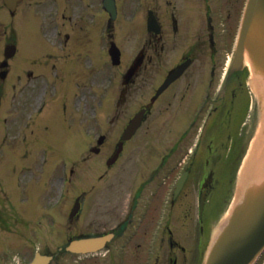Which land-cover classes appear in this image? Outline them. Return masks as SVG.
Segmentation results:
<instances>
[{
	"label": "rangeland",
	"instance_id": "obj_1",
	"mask_svg": "<svg viewBox=\"0 0 264 264\" xmlns=\"http://www.w3.org/2000/svg\"><path fill=\"white\" fill-rule=\"evenodd\" d=\"M43 1L45 0H36L37 6L35 7L32 6L34 8V12L38 13V14L34 13L33 22L42 23L43 25L41 28V33H39V29L36 27H33V28L30 27L31 28L30 31L24 30L23 28L19 30V34L21 35V37L24 35V33H26L27 36L24 35L25 37L24 41H22L21 43H19L18 38H17L18 41L16 40L17 46L20 47L21 45V48L18 47L19 49L17 51V54H19L18 53L19 51L21 54L19 56L17 55L18 57L16 60H19V59L21 60V56L23 57L29 56V57H34L36 61V60L42 59L48 53L47 45L44 42V40L47 42V40L50 38L49 35H51L52 33V28H50V22H53V19L51 17L47 18V15L45 14L46 9L42 10L41 4L43 3ZM239 2L240 0H235L233 13L231 15V20H230L231 22H233L237 7L239 6ZM134 4L135 2L132 3V6ZM26 5H27L26 3H23L22 7ZM129 7H130V4L128 0L121 1V9L123 8V11H122L123 14L120 18L119 25L117 27V36L123 37L124 40H126L125 37L138 38V41L140 42L141 32H139V30L136 29L134 26L137 20L135 19L133 21H130L129 11H131V8ZM24 9H26L25 14H23L21 11H19V14L22 13V15H25V21H26V19L32 17V14H31V10L28 9V6H26ZM158 9L160 10V4H159ZM166 10L168 9L163 7L162 11H166ZM3 12H5V10L4 8L1 7V4H0V60L3 59L4 57L3 56L4 50L2 51L4 44L10 41V39H7V38L10 36L13 37V35L8 33V30L5 32L3 25H5L6 29H10L14 27V25L15 27H17L15 19H12L10 16L4 15ZM142 16L143 15L140 11L136 17L139 22L142 21ZM20 25L21 23L19 24V26ZM118 43L122 44L124 49H126L128 46L127 40L122 41V42L118 41ZM105 46H106V39L103 36L102 41H101V49L105 48ZM49 47H51V45ZM129 49L131 51V47ZM126 64L127 62L126 63L123 62L122 64L120 63L119 65L112 67L111 70H113V72L112 71L111 72L113 73V75H116V74L121 75V73L125 70ZM94 67L96 68L97 66L95 65ZM25 70H26V67L21 69V72H24ZM21 72L15 70L14 64H12V67L10 66V71H9L10 77L8 78L9 83H6V84L4 83V85L7 86L8 88H7V93L5 94L4 101H3L4 103L3 108L7 110H6V113L3 115H10L11 108H13L14 103L18 101V99H15L14 101H12L13 94L15 93V95L17 96V93H19V90H21L20 89L21 85L27 83V86H29V84L31 83V78H26L27 73L22 74ZM105 73L109 74L107 71H105ZM82 74L84 73L82 72ZM106 75L105 77L104 76L101 77L100 82H98L97 84L96 83L88 84L86 85V88H84L86 90L84 89L80 90L77 94H75V97H76L74 99L75 102L73 100L70 101L69 103L70 109L74 110V112L77 114V117H79V120L75 122L76 124H73V125L71 124V126L68 129H66V130H69L71 128L68 132L67 131L63 132L62 130V126L60 124L61 121L59 120V114H60V107H59V111L57 115L59 123H54L52 125L51 131L48 135V139L50 141L54 140L55 138L56 139L62 138V139L56 140L55 143L53 142V152H52L53 182L54 181L56 182L60 175L61 163L66 160L69 164V162L73 159V157L76 156V153H78V151L77 152L75 151L73 139L78 138L80 132L82 131V128H84L83 129V137H84L83 143L85 144V146H87V149H88V146L90 144L95 143V139L98 133L100 132L105 133L107 136H109V138H111V136L116 133L117 128L125 121V118L134 110V108L138 106L139 103L144 101L142 99L141 100L134 99V101H132L133 107L127 109L124 106L120 110V111H123L124 109L125 111L122 113V117L118 121H115V120L110 121V118L113 112L112 108H113L114 95H116V90L120 87V81L117 84L109 86V89L103 90L104 85H105L104 83L107 82ZM27 81H29V84ZM90 88H94L96 94L93 92V90L91 91ZM9 90L11 91L9 92ZM242 90L243 91L241 93L245 99L248 98L247 91L248 93H253V91L249 89V86L247 85V83L245 84V87ZM138 95H140V93ZM23 96H26L24 108H29L30 107L29 101H33V99L29 98L30 96H28L27 94H24ZM56 98L58 99V96H56ZM232 99L233 97L229 96L227 100L225 101L223 100V102L220 104L221 110L219 109V111H221V113L225 115L223 118L226 122V130H228L229 128L228 123L230 124L231 119H233L235 116L234 114L236 111V105H238L236 99L234 100ZM22 101L24 102V99H22ZM108 102H110L109 106H107ZM254 103L255 101H253L252 108L246 111V114H245V117L247 119L246 121H251L250 119L255 118L256 114L254 111V108H255ZM229 107H233L232 111L229 110ZM226 109H228L229 111H227ZM17 112L14 113L16 122H18ZM1 113H3V109ZM5 119L6 120L3 121L2 123L0 122V146L2 143L1 141H3L5 142V145L3 147L7 151L8 149H13L14 147L18 148L19 151H21L23 147L22 144L24 145L25 140H27L26 133L22 129H20L19 131L16 130L18 133H14V127H15V125L13 124L14 122H12V124L9 122V116ZM256 122H257V119H256ZM4 124H5L6 130L3 129ZM63 124L68 125V122L63 121ZM148 128H153V125L150 124ZM196 128H197L196 132L195 133L193 132L190 138L181 141L183 145H186V147L185 146L180 147L181 151L183 152L182 153L183 155H184V151L186 152L185 148H187V146L192 145L195 137H197L198 135L197 132L201 128V121H199ZM4 130L6 131L7 134H9L7 135V138L5 137V139H4V133H5ZM202 130L204 131V127H202ZM225 132L221 135V137H219V140H217L218 137H216L215 140L212 141L211 145H209L208 143V145L210 146V148L208 149L205 148L208 142L207 137L205 138V141L203 140L199 144V146L202 149L204 148L206 150H209V149L214 150L212 154L211 152L206 153L207 159H208V165L206 167H203L202 170L204 172V168L205 169L213 168L216 171L215 182L213 183V187L211 188V190L209 191L207 195L209 198L207 197L208 199H207L206 205H207V211L213 210L216 208L217 213L215 214L214 218L213 217L209 218L204 239L200 241L198 248L197 247L195 248V250H197V253L194 252L195 253L194 264L200 263L202 252L206 246V242L211 233L212 227L213 229L217 227L220 221H222V219L224 218L226 209L233 196V192L235 189V183L237 181L236 178L235 180L232 181L229 175H228V178L227 176L222 178L223 169L221 168L222 164L220 162V159H221L220 156L224 154L225 152L224 146L226 143L229 142V139H228L229 137L228 138L226 137V134L228 131L226 133ZM210 133H212V127L210 128ZM253 133L251 135H253ZM174 136H171L166 142H168ZM250 137H249L248 144L251 140ZM140 142L142 141L138 139L135 140V143L140 144ZM202 143H203V146H202ZM7 144L8 146H6ZM27 145H29V143H27ZM71 151L74 152L73 156L70 155ZM9 152L10 151H8V154ZM103 152L107 153V151H103ZM165 152L166 151L164 150L162 153H165ZM1 153L2 151H0V154ZM162 153L160 154L159 158H155V157L152 158V160H154L153 163L154 164L157 163L156 164L157 166L159 165L160 160H162L161 158L163 155ZM130 154L131 153H127V156H130ZM177 154L179 153L177 152ZM94 156L95 155H91L90 160H87L86 163L91 162L92 161L91 159L94 158ZM132 156H133V163L139 161L141 158V155L136 156V154H132ZM150 156H152L150 155V153L149 154L146 153L143 156L144 161L150 159ZM10 157L14 158V155L10 153ZM104 157H105V154L102 156V158ZM39 159L41 160V157H39ZM97 159L98 160H96L97 161L96 164L94 163L95 161H92V164L86 167V174L83 175L82 170H81L80 178L79 176L72 178L73 183L71 182L70 188H69L72 194H76L78 193V191L79 193L83 191V193L85 194L84 201L82 202V205H81V211L78 214V218L71 223L72 226L70 227V224L68 223L65 225V228L63 227L64 222L66 220V213L68 211V206H66L65 208L63 207L65 204L63 205L61 204L57 208L53 209L54 217H56L57 218L56 221H59V222H57V226L54 229H52L53 233L49 232L50 237L48 235L41 236L38 233L36 234L37 236L32 235L31 227L36 225L37 227L34 226L33 228L41 232L45 228L44 221L41 222L40 224H36V222L32 221L30 222V225L28 224L29 226L28 225L26 226L25 221L22 222L21 225H19V222H17L15 225H12L10 229H6L3 226H1L2 222H0V261H2L5 264H12L14 260H16L15 261L16 263L18 261L19 263H22V261L28 258L30 250L34 247H39V246L45 247L46 244L49 243L50 245H53V248H55L58 244L61 243V241L65 239L66 232L64 233V229L68 230L69 228H72L74 229L73 233L83 232V231H95V230L100 231L103 229H108L109 227L114 226L118 222V219L122 217L120 214L121 209L117 213L113 212V215H110V216H106L105 214L97 215V212L104 211L106 209L109 210V208H112V209H114L115 207L121 208L124 200H128V198L129 200L127 203L129 204L128 206L126 204L122 208L123 212L128 211L129 205L132 204L131 195L128 196V193H130V191L129 190L126 191L127 187H123V188L118 187L120 185L125 184V183L119 182L118 180L119 176H121L123 173V172H120L122 163L118 166V168L117 166L114 167L116 168L115 172L110 173V174L108 173L107 175H100L103 172L104 165H102L101 168L99 169L98 167H99L100 159L99 158ZM179 160H180V154L170 166L165 168L162 165H160L161 167L159 166L160 168H158V170L154 173V177H152L150 182L147 183L146 186H143V190L145 191L147 195H141L140 198L138 199V204L135 207L136 211L134 212L135 214L133 216L134 222H132V224L128 227L127 235L125 237V239L130 238V240H127V242H125L127 246V252L123 253L122 255V258L125 259V261H123L122 263L139 264L140 260H142L143 256L145 255L144 245L147 240V235H148L150 226L155 218V215H153L151 217L150 223H148L147 219L144 220L145 213L147 211L146 208L149 205V202H151V200H153L154 198L155 199L154 202L157 204V207L155 209H158L161 198L163 196L162 193L165 190V187L167 189V186H166L167 183L165 184V181H164L165 174H163V172H166V174H169V170H171L172 166L178 165ZM203 160H204L203 158L202 159L200 158L198 159V162L199 163L203 162ZM33 163L36 166L40 165V161L38 159L34 161ZM4 164H5V169L9 170L6 160H4ZM81 164L82 163H80V165ZM201 164L199 166H201ZM239 167L237 168V171L241 168ZM137 168H138L137 166H135L133 170H132V167L131 169L128 168V172H130L131 174H135V175L138 174V177H139L137 182L134 184V189H132V191L138 187L142 177L144 178L146 176L145 178H147V175H149L147 171L143 169L142 166L141 168H138V169ZM202 170L200 171L199 169H197L196 171L193 172L194 178L192 177V179L194 180L192 181L191 179V181L189 182L187 193L185 194L186 198L184 197L181 199V201L172 204L169 208H166L165 213H164L166 217L163 216V219L165 218L164 219L165 221L163 222L164 227L166 226V224L169 225L173 231V237L177 241H179V243L182 245H185V242H188L189 239H192L196 236V234L197 235L199 234L198 233L199 232L198 231V221L196 218V212H197V208H196L197 199L196 198L198 195L200 179L203 173ZM36 171L41 172V180H42L44 178V173H45L44 169H41L38 167L36 168ZM27 172L33 173L34 170L33 171L28 170ZM157 172H160V173L155 177ZM22 175H24V178H25L24 172H22ZM235 176L236 177L238 176V172H236ZM29 180H33V177L30 176ZM59 185H60L59 182L53 185L51 189V198H54L56 193H58L57 188L59 187ZM113 189L114 190L121 189V192L114 191ZM219 189L222 190L223 194L220 195V198L218 201H213V198L215 194L217 193L216 191ZM41 192H42V187L39 186L38 188H36V195H34V193L32 194L34 199L27 201V202L24 201L22 206L29 209L32 203L31 209L34 210L36 207V209L33 211L34 213L43 204L42 207L43 209L46 210V202L43 203L42 201L41 203H39V206H38V197H40ZM132 193L133 192H131V194ZM45 194L46 193L44 191V195H43L44 197H45ZM17 195H20V194L18 193ZM17 195L16 196L14 195L16 199L18 197ZM33 213L31 212V214ZM49 214L51 216L50 212ZM141 217L142 219L140 220ZM208 217L209 215H207V218ZM26 218L29 221L30 219L29 213H27ZM161 236L162 234L157 237V241H156L157 243L161 239ZM166 237H167V234H166ZM125 239L124 238L120 239L117 242V244L119 242H124ZM119 247H120L119 248L120 251L122 252L125 251V245L123 243L120 244ZM156 250L158 249L156 248ZM189 252L190 251H188V255H189ZM177 253L180 254V251L177 250ZM164 258H165V261L160 262V264H168L166 255ZM88 260L89 261H86L82 264H96L95 261L97 260L100 261L101 259L90 258ZM60 261H62V259L58 261L56 260V262L53 264H59ZM121 261H120V264H121ZM136 261L137 263H135ZM263 261H264V252L260 256L256 264H262ZM63 262L67 264L68 260L64 259ZM100 263L106 264L103 261H100ZM189 263L192 264V262H189Z\"/></svg>",
	"mask_w": 264,
	"mask_h": 264
},
{
	"label": "flooded vegetation",
	"instance_id": "obj_2",
	"mask_svg": "<svg viewBox=\"0 0 264 264\" xmlns=\"http://www.w3.org/2000/svg\"><path fill=\"white\" fill-rule=\"evenodd\" d=\"M149 1L145 0L146 12L149 9ZM158 1L160 2V10H157L156 15L158 32L154 34L146 29V15L141 21L142 69L141 73H137L136 76L141 77V85L150 88L155 78L165 77L172 68L187 61L186 67L166 89H170L169 91L173 95L181 93V100L184 99L187 92L192 96L195 94H201L200 97L205 95L204 105H206L209 95L215 88V79L221 71L224 57L228 51L230 37L228 28L235 0H225L227 3L225 9L222 8L223 0L216 7H212L208 0H198L199 5L194 7L187 4L197 0ZM48 3L50 9H59L58 0H50ZM29 4L31 5L32 2ZM73 5L70 7L71 11L79 7V28L86 24L89 33H91L92 27L98 25V15H100L101 25V0H79L74 1ZM163 7L169 11H162ZM122 11L123 8L121 13ZM158 70L160 71L158 72ZM165 70L167 71L165 72ZM136 76L132 83H135ZM132 88L129 86L127 92L129 93ZM175 96H168V101ZM186 100H189L188 105H192V101H197L192 98Z\"/></svg>",
	"mask_w": 264,
	"mask_h": 264
},
{
	"label": "water",
	"instance_id": "obj_3",
	"mask_svg": "<svg viewBox=\"0 0 264 264\" xmlns=\"http://www.w3.org/2000/svg\"><path fill=\"white\" fill-rule=\"evenodd\" d=\"M254 15H258L257 21L263 30L258 45L256 44L257 36L253 39L252 44L247 38L249 24ZM245 46L252 52L254 71L262 73L264 77V0H249L248 2L234 63H239ZM255 205L258 206L254 211ZM228 228L226 236H224L225 234L220 236L216 244L213 245L205 264H247L251 261L261 245L258 242L264 238V194L260 198L250 200L246 209L238 210ZM106 238L109 236L73 240L68 248L81 250L89 245L100 244Z\"/></svg>",
	"mask_w": 264,
	"mask_h": 264
},
{
	"label": "bare ground",
	"instance_id": "obj_4",
	"mask_svg": "<svg viewBox=\"0 0 264 264\" xmlns=\"http://www.w3.org/2000/svg\"><path fill=\"white\" fill-rule=\"evenodd\" d=\"M255 26L256 32L251 34L249 40H252L255 34H263L260 23L258 24V22L255 21ZM257 43H259V39L257 40ZM243 58L244 62L251 64V55L248 53L247 46L244 48ZM251 80L250 84L253 89L256 90L257 95L261 94V107L259 118L257 120V130L251 139L249 148L250 151L247 153L248 157L241 169V174L238 180L240 183H238V187H240L241 192L237 189V201L241 199L246 192L247 195L250 194L251 196H255V198H260V196L264 194V80L261 76H259L258 72L252 75ZM243 189L245 190L244 194H242ZM257 206L258 205H255L253 208L254 211ZM226 219L227 217L219 224L218 227L222 228L226 223Z\"/></svg>",
	"mask_w": 264,
	"mask_h": 264
}]
</instances>
